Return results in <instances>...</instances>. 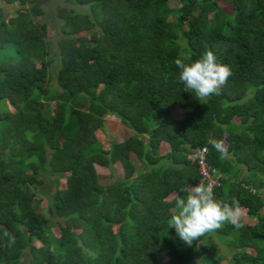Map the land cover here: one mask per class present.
I'll return each mask as SVG.
<instances>
[{
    "label": "trees",
    "instance_id": "16d2710c",
    "mask_svg": "<svg viewBox=\"0 0 264 264\" xmlns=\"http://www.w3.org/2000/svg\"><path fill=\"white\" fill-rule=\"evenodd\" d=\"M64 1L50 54L40 0H0V264H264V0ZM206 50L233 75L201 103L174 61ZM107 115L130 134L103 142ZM202 146L251 222L189 246L167 220Z\"/></svg>",
    "mask_w": 264,
    "mask_h": 264
},
{
    "label": "clouds",
    "instance_id": "9594fccd",
    "mask_svg": "<svg viewBox=\"0 0 264 264\" xmlns=\"http://www.w3.org/2000/svg\"><path fill=\"white\" fill-rule=\"evenodd\" d=\"M179 69V81L184 85V91L195 94L201 103L210 96L220 95L222 87L233 75L230 66L219 63L215 53L206 50L201 58L190 61L188 58H178L174 61ZM212 147L220 153V158L229 156L228 148L222 140H212ZM186 197L179 194L175 200L176 214L167 220L168 229H174L179 240L191 246L193 241H199L206 234L221 230L226 224L237 230L244 225L241 222V206L238 200L225 202L217 200L211 185L197 183L191 188H181ZM14 242V238L9 236Z\"/></svg>",
    "mask_w": 264,
    "mask_h": 264
},
{
    "label": "rangeland",
    "instance_id": "374dc122",
    "mask_svg": "<svg viewBox=\"0 0 264 264\" xmlns=\"http://www.w3.org/2000/svg\"><path fill=\"white\" fill-rule=\"evenodd\" d=\"M218 4L220 7H222V9H224L225 11L229 10V4L225 3L221 0H217ZM2 9H3V13L5 15H7L8 13H10L12 11V7L10 5H6L4 3H0ZM40 5L43 9V13L37 17L38 20L40 21H45L47 23V34H46V39L49 42L50 45V54L52 53V51H54L56 49V38L58 36V31H57V26L59 24V19L56 17V8L57 6H69L68 3H66L64 0H40ZM75 8H80L78 6H75ZM84 8V7H83ZM54 65H56V59H53L52 62V68H54ZM49 85L52 87L54 86V80L51 79L49 82ZM53 103H51L52 105ZM43 102H41V107H43ZM0 109H1V104H0ZM11 109V108H10ZM173 115L178 117L180 116V111L178 109L173 111ZM106 119V123H105V127L106 132L103 133V136L101 137L102 141L108 143L111 140H115V141H119L121 138L127 136L128 134H130V131L128 129H126L125 127H123L122 125H120L117 120L112 116V115H107L105 117ZM104 131V130H103ZM167 149V145L165 143H161L160 144V152H163L164 150ZM132 158H134V156L132 155ZM95 170L96 173L99 176H104V177H109L111 176V174L114 175H119L121 174V168L118 164H114L113 165V169H112V173H109V170L105 167H101L98 165H95ZM263 198H264V191L262 192ZM39 209L43 212H45L44 207H45V203L44 201L40 202L39 204ZM262 212H264V206L263 208H261ZM241 221L244 223H248L251 222L250 219H248L243 213L241 216ZM50 224L45 225V230L50 228ZM52 229V227H51ZM200 243V242H198ZM249 252H253L252 249L248 248L247 249ZM228 252V250H226ZM221 264H224V262H221Z\"/></svg>",
    "mask_w": 264,
    "mask_h": 264
},
{
    "label": "built area",
    "instance_id": "2783aa9c",
    "mask_svg": "<svg viewBox=\"0 0 264 264\" xmlns=\"http://www.w3.org/2000/svg\"><path fill=\"white\" fill-rule=\"evenodd\" d=\"M206 148L204 146L198 148L194 154L196 158V168L200 177L203 179L205 185H211L212 187L218 184V174L211 169L204 159V153Z\"/></svg>",
    "mask_w": 264,
    "mask_h": 264
}]
</instances>
